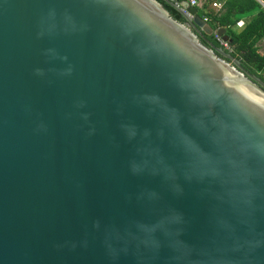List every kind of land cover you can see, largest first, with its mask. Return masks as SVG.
Masks as SVG:
<instances>
[{"label":"water","instance_id":"water-1","mask_svg":"<svg viewBox=\"0 0 264 264\" xmlns=\"http://www.w3.org/2000/svg\"><path fill=\"white\" fill-rule=\"evenodd\" d=\"M163 1L0 0V264H264V79Z\"/></svg>","mask_w":264,"mask_h":264},{"label":"trees","instance_id":"trees-1","mask_svg":"<svg viewBox=\"0 0 264 264\" xmlns=\"http://www.w3.org/2000/svg\"><path fill=\"white\" fill-rule=\"evenodd\" d=\"M161 1L175 18L185 20L176 9ZM219 1L222 6L217 9L212 7L211 2L205 0L200 13L208 15L209 23L214 27L227 28L233 55L242 61L246 69L264 79V54L260 52L259 46L264 39V0ZM243 21L242 28L238 29L236 25ZM208 37L216 44H220L214 35ZM203 41L207 43V40Z\"/></svg>","mask_w":264,"mask_h":264},{"label":"built area","instance_id":"built-area-1","mask_svg":"<svg viewBox=\"0 0 264 264\" xmlns=\"http://www.w3.org/2000/svg\"><path fill=\"white\" fill-rule=\"evenodd\" d=\"M170 1H173V2H176V3L180 4V2H181L182 0H170ZM188 1L190 2L191 5H193V6H197V7H200V8L204 5V4L201 3L199 0H188ZM211 3H212V4H211L212 7L217 8V9H218V8H221V6H222L221 1H219V0H212ZM203 17H204V19H205L206 21L209 22L210 17H209L208 15H203ZM215 37H216L217 40L219 41L220 45L226 47V48L229 49V50H232V47H231L229 41L224 40L221 36H218V35H216Z\"/></svg>","mask_w":264,"mask_h":264},{"label":"crops","instance_id":"crops-1","mask_svg":"<svg viewBox=\"0 0 264 264\" xmlns=\"http://www.w3.org/2000/svg\"><path fill=\"white\" fill-rule=\"evenodd\" d=\"M201 3H203V0H199ZM207 1H209V2H211L212 0H207ZM199 8V12L201 11L200 10V7H198ZM245 20V19H244ZM242 24H244V21L243 22H241L240 24H237L236 25V27L238 28V29H240V28H242ZM263 40V39H262ZM260 45V44H259ZM261 52V51H260ZM262 54H264L263 52H261Z\"/></svg>","mask_w":264,"mask_h":264},{"label":"rangeland","instance_id":"rangeland-1","mask_svg":"<svg viewBox=\"0 0 264 264\" xmlns=\"http://www.w3.org/2000/svg\"><path fill=\"white\" fill-rule=\"evenodd\" d=\"M205 0H203L204 2ZM201 12V11H200ZM260 51L264 53V39L260 42Z\"/></svg>","mask_w":264,"mask_h":264},{"label":"flooded vegetation","instance_id":"flooded-vegetation-1","mask_svg":"<svg viewBox=\"0 0 264 264\" xmlns=\"http://www.w3.org/2000/svg\"><path fill=\"white\" fill-rule=\"evenodd\" d=\"M185 21V20H184ZM203 39L210 41L211 39L208 36L203 37Z\"/></svg>","mask_w":264,"mask_h":264}]
</instances>
